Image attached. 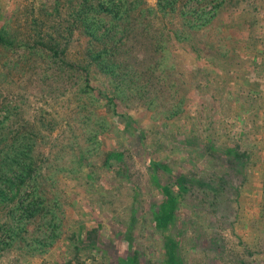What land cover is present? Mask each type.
<instances>
[{"label":"rangeland","instance_id":"374dc122","mask_svg":"<svg viewBox=\"0 0 264 264\" xmlns=\"http://www.w3.org/2000/svg\"><path fill=\"white\" fill-rule=\"evenodd\" d=\"M147 2L156 6V0ZM233 2L237 3L226 5V11L231 12V15L226 14L228 16H225L224 24L236 45L242 46L250 34L253 37L254 34H258V38L264 37V0ZM206 3L201 7H206L207 12L212 11L213 5ZM53 6L54 0H0V26L7 23L8 29L22 38V32L27 37L36 19L40 27L41 22L47 24L42 27L43 32L45 29L52 32L50 26L65 19L67 15L63 9L52 16L56 22H49L41 10L51 12ZM183 7L192 11L198 6L193 3ZM245 11L252 12V15H244ZM244 19L247 26L241 30L239 21L242 23ZM251 21L255 25L251 26ZM156 24L160 26L158 21ZM176 24L181 23L177 20ZM216 26L215 21L205 24L202 34L208 29L213 30L211 39L219 42ZM86 44L87 39L77 32L71 38L68 60L80 59ZM174 49L167 61L168 70H159L153 76L154 86L142 92L143 100L135 103H129L128 100L125 105L122 104L121 111L134 117L138 127L149 132L146 139L141 135L125 137L129 138L126 143L129 142L127 146L130 148V154L127 155L129 178L120 175L114 166H103V155L120 152L124 139L112 132L114 128L109 131L102 126L105 108L91 105L92 112L89 115L95 118L89 120V126L99 132L98 137L86 142L84 146L94 152L90 165L95 166L100 177L99 184L93 187L95 191L89 192L83 187V182L75 178L79 166L74 158L78 157L79 150L77 147L74 151L62 149L67 138L72 140L75 135L79 142L87 138V127L82 123V120H87L86 112L81 111L87 96L84 93L78 95L77 88L70 85L65 88L67 73L48 71L50 67L41 59L36 64L38 68L29 70L26 67L24 70L21 65L22 69L8 75V65L5 64L18 59V56L11 52L2 53L5 56L0 55V76L8 80H1L2 89H5L4 93L9 91L13 101L17 94L20 96L16 103L19 116L15 115L11 121L10 130L19 124L20 119L34 124L37 115H41L46 122H54L51 131L40 128L43 130L37 134L40 140L34 147V151L37 150L36 163L45 169V173L50 168L60 170L57 184L50 189L56 193L61 191L63 199L64 196L70 199H64L67 203L64 206L66 214L63 226L60 232L55 233L51 244L39 251L26 248L25 244L33 247L29 239L34 237L36 224L37 227L42 224L40 217H37L35 223L30 225V236H25L24 248L21 243L6 249L0 248V264H163V236L176 241L177 252L184 257L185 264H264V40L258 42L255 53L246 50L237 58L239 63H246L247 84L242 81L241 68L228 73L206 75L204 69L208 64L206 59L210 55L209 51L203 55L205 60L197 62L196 56L188 53L186 47L174 45ZM231 63H238L236 57ZM160 76L165 77L167 82L157 83L160 79L157 77ZM97 79L104 80V77L98 76ZM189 82L192 83L190 89H180L179 85L186 87ZM248 89H255L258 94L249 98L242 92ZM177 92L186 94L182 111L170 121L168 129L157 135L155 132L167 123L160 120L163 114H160V118L158 112L164 109L161 106L167 98L171 103L174 102L173 95ZM80 98L83 99L81 103ZM207 109L213 115L211 118H207ZM96 114L101 120L96 118ZM204 121L212 122L217 129L218 136H215L214 142L217 149H223L230 138L231 144L243 147L242 151L248 152V172L246 176L242 175L244 172L238 176L232 173L230 183L233 187L221 209L203 203V198L193 190L192 195L181 198V203L177 199L176 219L172 215L166 234L160 233L156 231L150 215L152 211L157 212V206L164 202L163 193L154 183L155 172L149 168V161L153 157L151 151L156 152V158L162 156L164 159L168 176L165 178L160 173L163 186L170 184L173 187L175 179L188 171L198 175L203 171V176L209 175L207 180L215 181V174H220L219 165L209 167L206 160L208 156L194 157L191 154L195 152L199 138L202 142L205 140V136L200 133ZM20 125L24 123L20 121ZM124 125L125 122L120 120L119 126ZM54 156L58 158L56 167L52 166ZM246 161L242 156L238 160L239 167L245 168ZM6 208L7 205L1 206V223L6 220L2 214ZM171 212L168 208V213ZM82 225L86 228H82ZM81 229L83 234L80 238ZM36 232L39 235L40 230Z\"/></svg>","mask_w":264,"mask_h":264},{"label":"trees","instance_id":"16d2710c","mask_svg":"<svg viewBox=\"0 0 264 264\" xmlns=\"http://www.w3.org/2000/svg\"><path fill=\"white\" fill-rule=\"evenodd\" d=\"M206 2L213 5L212 11L207 12L206 7H201V5L207 4ZM193 3L198 7L192 11H187L183 7ZM236 3L233 0H187L185 3L184 0H156V6H151L147 0H54L51 12L40 9L41 13L49 22H56L52 16L65 9L66 18L50 26L53 29L52 32L50 29L49 31L45 29L43 32L42 27L47 24L41 22L42 27H40L38 20L34 19L27 37H24L22 32V38L18 34H13L8 29V24L4 23L0 26V55L5 56L2 53L11 52L18 56V59H12L10 63L5 64V66L8 65L6 70L8 75L17 69H22L21 65L24 66V70L26 67H29V70L38 68L36 64L41 59L44 64L50 67L48 71L67 73L68 79L65 88L70 85L77 88L78 95L84 93L87 96V99L84 97L86 101L81 108L82 112L83 110L86 112L87 120H82V123L87 127V138L82 139V142H79L75 135L73 141L67 138L62 149L74 151L77 147L79 150L78 157L74 158L79 166L75 171V178L78 182L82 181L83 187L89 192L94 190L95 184H99L98 177H100L95 166L90 165V158L94 152L90 147L84 146L86 142L98 137L99 132L89 126V120L95 118L93 115H89L92 112L91 105L105 108L103 114L105 120L102 121L97 114L96 118L101 120L102 126L108 128L107 130L110 131L114 128L112 132L124 139L120 152L103 155V166L109 168L114 166L120 175L129 178L127 155L130 154V148L127 146L129 142L126 143V141L136 135H141L146 139L149 132L138 127L134 117L121 111L122 104L125 105L128 100L129 103L143 100L142 92L154 86L153 76L159 70H164V72L168 70L167 61L170 60V54L174 53V45L186 47L188 53L196 56L197 62L205 60L203 55L209 51L210 55L206 59L208 64L204 69L206 75L217 72L219 74L228 73L241 68L242 81L247 84L246 63H239L240 60L237 58L246 50L255 53L258 42L262 43L264 37L258 38V34H254L253 37L250 34L242 46L236 45L231 34L227 29L225 30L224 24V18H227L225 16L231 15V12L226 11V5ZM243 14L250 16L252 12L245 11ZM253 17L256 18L254 15ZM177 20L181 23L180 25L176 24ZM157 21L160 26L156 24ZM214 21L217 22L219 42L212 41L213 30L208 29L205 34H202L205 24ZM239 22L241 30H245L247 21L244 19L242 23L241 20ZM252 25L255 24L251 21ZM77 32L81 37L87 39V44L80 59L69 61L67 58L68 48L71 38ZM206 49L208 50L206 51ZM235 57L237 64L231 63ZM207 67H211V69H207ZM173 71L176 72L175 68ZM44 76L47 77V73ZM98 76L101 78L103 76L104 80H96ZM157 78H160L157 83L167 82L165 77ZM2 79L8 81L0 76V210L1 206L7 205V208L2 212L6 219L5 222L1 223L0 221V235H2L0 248L6 249V247L19 243L23 244L24 248L25 236H30L28 233L30 225H33L37 217H40L42 224L39 227L36 224L35 232L33 231L34 237L29 239L30 243L34 244L33 247L25 244L26 248L39 251L51 244L55 233L60 232L66 214L64 206L67 201L64 199L70 201L66 196L63 199L61 191L56 193L50 189L57 184L60 170L55 171L50 168L45 173V169L38 167L39 163H36L37 150L34 151V147L40 140L37 134L43 129L51 131L54 122H46L41 115H37L34 124L20 119L24 125H20L19 121V124L17 123V126L10 130L11 121L14 120L15 115L19 116L16 103L20 96L17 94L16 100L13 101L9 91L4 93L5 89H2L1 86ZM172 82L175 84L174 80ZM181 85H179L180 89L192 87V83L187 84L186 87ZM248 90L242 92H245L249 98L258 94L255 89ZM182 95L177 92L173 95L174 102L171 103V100L167 98L163 103L161 107L164 109H161L158 114L160 118L163 114L160 120H165L167 123L161 125V129L158 131H154L155 134L158 135L168 129L170 121L182 111L186 94L183 95L184 97ZM81 100L83 99H79L80 103ZM80 116L83 118L82 115ZM211 116L213 115L207 109V118H211ZM120 120L125 122L124 126H119ZM202 126L201 132H199L205 136V140L202 142L199 138L200 142L194 148L195 152L191 154L194 157L196 155L204 158L208 156L209 158L207 157L206 160L209 167L219 165L220 174H215L217 176L215 181L207 180L209 175L203 176V171L200 174L202 177L188 171L187 174L178 178L177 174L174 175L177 179H175L173 187L170 184L163 186L160 181V173L162 172L165 178L168 176L164 159L162 156L156 158V152L151 151L153 157L149 161V168L155 172L156 181L154 183L163 193L164 202L161 206H157V212L152 211L150 215L156 231L160 233L166 234L172 215L176 219L177 199L181 203V198L192 195L193 190L203 198L201 199L203 203H208L210 206L216 205V208L221 209L226 196L233 187L230 183L233 177L232 173L238 176L239 173L244 172L242 175L246 176L245 173L248 172L246 169L250 165L248 152H243V147L231 144L230 138L223 149H217L214 142L215 136L218 135L214 124L204 121ZM161 148L162 146L159 149ZM242 156L247 160L245 168L239 167L238 160ZM51 160L53 161V156H51ZM57 161L58 158L54 156L55 163L53 162L52 166H55ZM215 170L217 172V169ZM262 178L264 185V173ZM168 208L172 210L171 213H168ZM82 228L85 229V225H82ZM36 230H40L39 235ZM80 231L81 238L83 230ZM162 249L163 264L186 263L184 257H181L182 255L177 252L176 241L173 238L163 236Z\"/></svg>","mask_w":264,"mask_h":264}]
</instances>
